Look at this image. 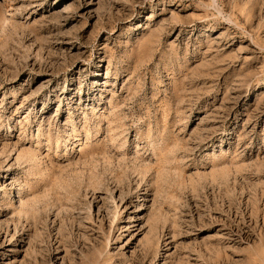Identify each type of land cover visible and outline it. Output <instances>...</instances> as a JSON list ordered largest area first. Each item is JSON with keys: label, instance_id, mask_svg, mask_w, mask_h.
I'll return each instance as SVG.
<instances>
[{"label": "rangeland", "instance_id": "obj_1", "mask_svg": "<svg viewBox=\"0 0 264 264\" xmlns=\"http://www.w3.org/2000/svg\"><path fill=\"white\" fill-rule=\"evenodd\" d=\"M0 264H264V0H0Z\"/></svg>", "mask_w": 264, "mask_h": 264}, {"label": "bare ground", "instance_id": "obj_2", "mask_svg": "<svg viewBox=\"0 0 264 264\" xmlns=\"http://www.w3.org/2000/svg\"><path fill=\"white\" fill-rule=\"evenodd\" d=\"M247 206V205H246ZM257 212H256V210H254V212L250 215V217L252 218L253 216L255 217V214H256ZM237 222V220L235 219V217L234 218H232V217H230V216H228L227 217V219L226 220H224V222L222 221V226L226 229V230H228V231H230L234 226H235V223ZM240 224V222L239 223H237V226ZM239 227V226H238ZM229 233V232H228ZM230 233H231V231H230ZM229 235V234H228ZM226 240H231L230 238H226Z\"/></svg>", "mask_w": 264, "mask_h": 264}]
</instances>
